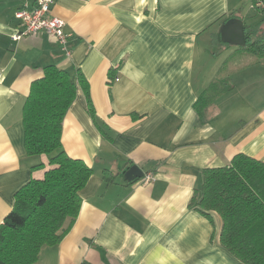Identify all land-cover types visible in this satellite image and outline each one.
Masks as SVG:
<instances>
[{
  "label": "crops",
  "instance_id": "obj_1",
  "mask_svg": "<svg viewBox=\"0 0 264 264\" xmlns=\"http://www.w3.org/2000/svg\"><path fill=\"white\" fill-rule=\"evenodd\" d=\"M249 2L56 0L67 56L45 33L15 41L22 0H0V226L18 190L49 168L25 146L33 82L50 65L79 72L94 107L79 85L62 144L93 176L73 227L35 264H243L222 247L219 216L191 202L205 169L238 154L264 162V60L222 40L228 20L264 18L249 22ZM133 166L144 177L127 182Z\"/></svg>",
  "mask_w": 264,
  "mask_h": 264
},
{
  "label": "trees",
  "instance_id": "obj_2",
  "mask_svg": "<svg viewBox=\"0 0 264 264\" xmlns=\"http://www.w3.org/2000/svg\"><path fill=\"white\" fill-rule=\"evenodd\" d=\"M244 28L246 45L241 50L264 60V18ZM79 85L94 115L81 73L50 65L32 84L23 110L25 146L29 156L46 155L49 168L16 193L13 210L0 226V264H35L41 249L59 244L78 218L93 169L67 154L62 134ZM203 176L201 198L196 191L191 206L210 220L213 214L219 216L220 243L236 259L264 264V162L238 154L230 165L205 169Z\"/></svg>",
  "mask_w": 264,
  "mask_h": 264
},
{
  "label": "built area",
  "instance_id": "obj_3",
  "mask_svg": "<svg viewBox=\"0 0 264 264\" xmlns=\"http://www.w3.org/2000/svg\"><path fill=\"white\" fill-rule=\"evenodd\" d=\"M255 8L264 11V0H255ZM56 0H36L33 6L30 0H22V6L16 12V18L23 26L22 31L13 36L15 41L24 37L47 34L54 39L67 56L71 55L70 36L65 31L66 23L53 15V6ZM149 175L147 180H151Z\"/></svg>",
  "mask_w": 264,
  "mask_h": 264
},
{
  "label": "water",
  "instance_id": "obj_4",
  "mask_svg": "<svg viewBox=\"0 0 264 264\" xmlns=\"http://www.w3.org/2000/svg\"><path fill=\"white\" fill-rule=\"evenodd\" d=\"M222 40L229 45L245 46L246 36L244 23L239 19L229 20L222 28ZM143 177V171L139 167L133 166L127 171L124 179L127 182H133Z\"/></svg>",
  "mask_w": 264,
  "mask_h": 264
},
{
  "label": "rangeland",
  "instance_id": "obj_5",
  "mask_svg": "<svg viewBox=\"0 0 264 264\" xmlns=\"http://www.w3.org/2000/svg\"><path fill=\"white\" fill-rule=\"evenodd\" d=\"M254 4H255V2H254V0H252V3L249 2L246 5L245 16H248V14H249V16H248L249 22H251L250 20H253V18H256V14H257L258 9L255 8ZM252 23H254V21H252ZM241 49L242 48L240 47L239 52L242 51Z\"/></svg>",
  "mask_w": 264,
  "mask_h": 264
}]
</instances>
